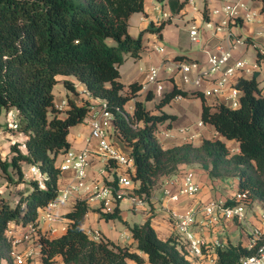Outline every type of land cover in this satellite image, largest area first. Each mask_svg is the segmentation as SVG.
<instances>
[{"label": "trees", "instance_id": "1", "mask_svg": "<svg viewBox=\"0 0 264 264\" xmlns=\"http://www.w3.org/2000/svg\"><path fill=\"white\" fill-rule=\"evenodd\" d=\"M165 1L176 14L185 7V1ZM256 1L264 11V0ZM144 5L145 0H0V116L4 109L16 110L17 131L24 135L25 145H11L9 160L0 155V171L9 183L29 186L11 201L0 199V264H16L8 235L14 224L37 231L38 264H194L179 235L161 239L150 218L142 225H128L135 245L93 239L82 228L89 212L85 200H77L63 215L68 225L61 235L47 237L39 232V211L59 196L63 172L57 161L70 149V128L84 123L91 112L88 104L79 107L69 102L64 117L60 116L53 93L60 77L69 91H74L69 81L73 77L93 98L105 102L113 115V136L130 149L135 193L146 203L161 178L175 175L181 165H197L211 179H237L239 192L246 193L249 203L260 201L264 212V96L257 76L237 83L243 93L237 108L224 104L212 108L200 91L174 86L149 109L146 102L154 99L152 93L140 101L142 85L125 86L119 71L128 58L138 59L145 51L142 37L134 39L128 32L130 18L144 12ZM204 15L208 20L206 10ZM164 26L165 22L155 32L161 36ZM178 97L200 99L201 122L214 127L223 139L164 148L158 138L160 128L172 129L177 117L162 109ZM132 101L129 113L125 107ZM226 141L236 142L239 152L232 153ZM33 166L40 171L41 183L27 180L25 170ZM110 166L106 165L108 173ZM119 204L116 201L113 212L100 213L101 217L121 221ZM233 204L227 201L226 206ZM263 242L256 240L249 248L241 242L220 243L215 247L217 264H239Z\"/></svg>", "mask_w": 264, "mask_h": 264}, {"label": "crops", "instance_id": "2", "mask_svg": "<svg viewBox=\"0 0 264 264\" xmlns=\"http://www.w3.org/2000/svg\"><path fill=\"white\" fill-rule=\"evenodd\" d=\"M181 1H185V7L176 14L171 11L165 0H145L144 12L136 13L130 18L128 32L134 39L142 37V45L145 51L138 59L130 57L120 66V82L125 86L132 83L142 85L139 100L143 102H145L146 95L151 92L154 99L146 102L149 109H153L154 104L171 91L174 86L188 92L200 91L204 95L206 103L212 108L219 104L229 106L227 99L231 95V87L236 86L240 79L250 80L254 76H257L259 88L264 96V59H259L258 55L261 50H264V11L262 4L256 0ZM230 4L242 5L236 10V15L231 18L224 11V7ZM205 10L208 20L204 15ZM163 22H165V26L160 36L155 31ZM208 23H211L212 27H208ZM194 29L197 31L198 42L192 41L190 33ZM237 40H240L241 43L236 44ZM157 48H163L164 52H158ZM220 51L231 52L232 64L237 61L245 63L244 69L236 72L229 79L222 93L205 95V91L214 88L216 79L221 75L220 72L210 73L208 77L202 79L198 86L193 83H183L180 73L181 65L196 63L199 70L210 71L209 55L218 54ZM177 57L183 58L178 60ZM152 68H158L159 72L156 83L149 84L148 76ZM197 77L198 71H192L191 80L195 81ZM64 80L65 78L60 77L58 83L64 84ZM69 81L73 83L74 91L65 89L64 97L59 99H56L54 95L55 106L61 111L60 116L64 117V111L68 108L69 102H73L79 107L85 104L90 105L91 112L85 122L70 128L68 142L70 150L76 152L87 150L90 153L91 163L88 169V180L90 182L96 181L101 185L111 181L112 175L106 171V163L99 155L98 142L91 139L89 119L92 111L105 102L93 98L85 85L75 78L70 77ZM133 108V101L125 107L129 113L133 112ZM201 109L202 102L196 98H178L165 106L162 111L169 115H175L177 119L173 123L172 129L160 128L158 138L162 146L167 149L185 143L199 145L204 139H223L214 127L201 122ZM0 130V140L3 139L7 142L8 139L18 138L13 135V132ZM112 140L123 153L128 154L130 152V149L117 136L114 135ZM226 143L232 153L239 152V145L236 142L226 141ZM0 145L3 146V142ZM61 158V156L58 157L57 164L60 163ZM188 171L194 173L195 182L199 187L197 195L195 198L182 197L178 202L170 201L165 196L164 191L167 190L173 195L177 194L181 186V178ZM26 177L28 180L29 177ZM74 182L75 178L72 171L63 173L58 183L59 192L64 191ZM23 187L21 191L29 189V186ZM238 193L239 182L237 179L214 180L197 165H181L175 175L161 178L150 203L144 207L135 208L130 201L122 200L119 204L121 221H106L101 217L100 213H105L102 210L103 205L95 198L94 193H82L70 197L65 203L59 205L56 214L63 218V215L72 209L77 200H85L89 206V212L83 223V230L87 233L98 231L102 237L122 245H135L136 242L132 238L128 225H142L150 218L151 225L158 236L161 239H167L177 234L170 217V211L182 214L189 208L196 207L199 210L194 229L199 236L206 240L215 256V247L218 244L241 242L243 246L249 248L254 244L251 230H264L261 215L255 212H252V215L249 214L253 203L248 204L245 226L231 220H221L216 224L209 223V217L202 210L203 206L212 202L224 204L227 201L232 202ZM50 228V224L38 221V229L42 234ZM10 229L11 235L9 236L20 240L16 245V250L19 252L32 251L33 255L29 258L28 264H38L41 260V253L37 235L29 234L25 238L22 235L26 233L28 228L15 224L11 225ZM30 238H32L30 241H26ZM129 262L134 264L132 261ZM194 264H209V259L200 260Z\"/></svg>", "mask_w": 264, "mask_h": 264}, {"label": "built area", "instance_id": "3", "mask_svg": "<svg viewBox=\"0 0 264 264\" xmlns=\"http://www.w3.org/2000/svg\"><path fill=\"white\" fill-rule=\"evenodd\" d=\"M242 5H226L224 7L225 13L228 17L236 15V10ZM217 13V12H216ZM208 27H212L211 23L207 24ZM191 37L193 42H198L197 31L194 29L191 31ZM241 41L237 40L236 44H240ZM158 52H164L163 48H157ZM260 59H264V50L259 52ZM232 54L230 51H220L218 54L209 55L208 63L210 71H201L196 63L188 65H181L180 73L183 83L194 85H200V82L204 77H208L210 73L220 72L221 75L216 79L213 89L205 91V95H219L223 92L225 86H227L229 79L238 71L244 69L245 63L243 61H237L234 64L231 63ZM198 71V77L195 81H192L190 74L192 71ZM159 69L152 68L149 71L148 83H156ZM231 95L228 97V104L232 108H237L240 105V97L243 94L236 86L231 87ZM182 98V97H178ZM176 98V99H178ZM65 104V103H64ZM89 125L91 127V139L98 142L99 155L105 161L109 167L112 180L104 182L99 185L98 182H90L88 180V169L90 167V153L85 150L76 152L74 150H68L61 157V161L58 164L63 173L72 171L74 173L75 182L67 187L64 191L59 192L58 198L51 202L47 207L39 211V221L46 222L51 225V228L44 234L47 237H57L67 230V221L56 214V210L59 205L65 203L70 197L74 195H80L82 193H94L95 198L98 199L103 207L102 210L105 213H111L116 206V201L128 200L135 208L144 207L147 203L144 198L137 195L136 184L133 182L131 175L134 172V163L128 154L123 153L120 148L114 143L113 138V115L107 110L106 104L100 105L97 109L93 110L89 119ZM13 131L18 129V124H13ZM22 135V134H21ZM22 148H25L24 141L19 143ZM108 172V170L106 169ZM26 176H33L41 183V174L37 167L30 168L29 173ZM199 190L197 183L195 182L194 173L188 171L183 174L181 178V186L177 194H171L169 191H164L165 196L172 202H178L182 197L195 198ZM234 203L232 206H226L224 203L212 202L203 206L202 210L209 217V223L216 224L221 220L237 221L238 223H246L247 221V206L249 204L246 193H238L232 200ZM198 208L191 207L186 212L179 214L174 211H170V217L173 220L174 228L179 238L186 244V248L189 253V257L194 262L200 260L209 259V264H217V256L208 246L206 240L199 236L194 227L196 224V215ZM261 220L264 222V213L261 216ZM28 230L24 233L23 237H28L29 234H36V230L31 231V227H27ZM253 234V243L256 240L264 241V230H251ZM93 239L100 240L102 236L98 231L88 233ZM8 235H11V229L8 230ZM20 242L18 238H12L13 248L11 255L16 264H28L29 258L32 257V251L16 250V245ZM41 244L39 243V247ZM239 264H264V242L259 246L257 252L253 255L243 258Z\"/></svg>", "mask_w": 264, "mask_h": 264}, {"label": "rangeland", "instance_id": "4", "mask_svg": "<svg viewBox=\"0 0 264 264\" xmlns=\"http://www.w3.org/2000/svg\"><path fill=\"white\" fill-rule=\"evenodd\" d=\"M64 84H56V86L54 87V95L56 99H59L63 96V93L65 91V87L63 86ZM67 90V89H66ZM19 122V117L16 113V110L14 108L10 109V110H2V114L0 116V129H4L5 131L8 132H13V135L17 136L18 138L15 139H8L7 142L3 139L0 140V144H2L3 142V146L0 145V155L2 157L3 160H9L11 152H10V147L11 145L15 144V143H21L24 141V135H21L20 132L13 131L12 125L13 124H18ZM1 132V130H0ZM10 142V145H8V143ZM29 169H26L25 172L26 174L29 173ZM32 178H35L33 176H29V179L31 180ZM40 179L42 180V176L40 177ZM24 187L21 186H16L13 185L11 183L8 182V179L6 177V175L0 171V199H4V200H8L11 201L12 199L17 198V195H20L21 189H23ZM253 206L250 208V212L249 214L252 215V212L258 213L261 216H263V212H262V203L260 201H255L252 202ZM247 213H248V206H247ZM248 216V215H247ZM242 225H246V223H240ZM32 238H30L29 240L26 241H30ZM33 242V240H32ZM30 261H28L29 263Z\"/></svg>", "mask_w": 264, "mask_h": 264}]
</instances>
